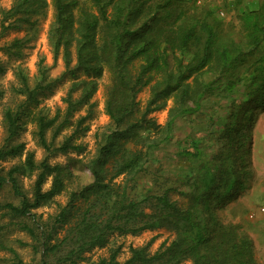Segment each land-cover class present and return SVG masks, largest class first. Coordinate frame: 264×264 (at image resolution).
Listing matches in <instances>:
<instances>
[{"label": "trees", "instance_id": "16d2710c", "mask_svg": "<svg viewBox=\"0 0 264 264\" xmlns=\"http://www.w3.org/2000/svg\"><path fill=\"white\" fill-rule=\"evenodd\" d=\"M52 1L55 21L50 41L55 54L62 51L71 77L82 74L89 79L76 81L64 99L65 110L52 115L39 108L45 92L53 88L48 69L40 68L35 85L22 71L17 74L19 85L13 91L21 100L3 111L7 137L0 147V193L9 188L18 203H0L2 217L8 219L0 224V251L10 253L13 264H28L9 244L7 233L13 229L32 239L31 244L18 241L33 251L29 264H81L87 253L107 246L115 234L166 229L173 239L165 240L156 253H150L149 245L132 247L130 258L120 262L119 247L97 264H182L186 260L260 264L254 241L241 225L222 222L219 212L239 197L252 175L247 171L252 145L247 131L264 109V0L257 9L240 10L238 43L225 35L220 19L225 18L224 11L220 18L210 5L192 14L183 9L177 12V5L189 0ZM46 7V0H16L11 9L1 10L2 36L15 28L5 24L10 19L16 18L19 25L31 24V18ZM72 47L77 59L73 68ZM7 50L20 56V41ZM5 72L0 63V75ZM106 72L111 83L105 112L112 127L103 135L96 156L85 163L76 159L51 163L58 154L85 151L78 140L89 130L90 101L98 89L97 80ZM243 85L242 101L232 98L235 106L216 135L219 150L204 157L203 141L190 136L189 147L180 149L177 157L190 167L197 162V169L179 177L155 174L153 187L145 186L142 172L152 152L171 139L176 122L202 113L213 98L234 96ZM145 88H150V98L142 107L137 99ZM2 95L0 90V99ZM170 100L168 122L161 128L151 114L166 109ZM83 107L89 108L87 115L74 120ZM29 124L35 125L34 137L46 157L37 162L30 152L24 161L6 169V162L24 155L26 145L15 140ZM69 128L72 133L57 145ZM84 167L90 172L88 183L79 174ZM24 177H35L29 190L22 184ZM50 180L51 186L45 189ZM63 193L68 194L66 205H59L46 220L37 215V210Z\"/></svg>", "mask_w": 264, "mask_h": 264}, {"label": "rangeland", "instance_id": "374dc122", "mask_svg": "<svg viewBox=\"0 0 264 264\" xmlns=\"http://www.w3.org/2000/svg\"><path fill=\"white\" fill-rule=\"evenodd\" d=\"M47 7L43 9L41 14L31 18V24H18L15 19H10L6 25L12 23L15 28L9 30L6 35L2 36L0 30V63L5 66L6 72L0 75V90L3 95L0 99V147L5 144L6 133L3 128V111L6 107L14 105L21 100L15 96L13 89L19 85L18 73H22L27 77L31 85H35L39 79V70L42 67L48 69V79L53 82L51 91L45 92V97L41 99L39 108H45L54 115L58 109L62 111L66 108L64 99L67 97L69 90L76 81L88 80L86 75H79L73 78L67 74V67L63 58V53L56 56L52 42L50 41V33L55 21V9L52 0H46ZM86 0H81L85 2ZM16 0H0V27L4 18L1 10H9L13 7ZM262 0H189L181 2L177 5V12L180 9L187 11L189 14L200 12L206 5H210L211 9L216 11L217 17L224 12L225 35L230 34V39L239 42L241 37L242 23L239 19L240 10L243 8L254 9L260 5ZM87 3V1H86ZM224 11V12H223ZM220 13V14H219ZM222 16V15H221ZM19 25V26H17ZM15 40L20 41V56H15L13 52L7 50L11 43ZM72 63L71 68L76 65V49L72 47ZM98 82V89L90 101L92 107L91 119L86 121L89 130L78 140V143L85 147L83 153H69L67 155L58 154L53 157L50 162L53 164H65L70 159L82 160L84 163L90 161L97 154L99 145L102 144L103 135L108 134L112 127V122L105 112L107 89L111 83V75L109 72L104 73ZM245 87L240 86L237 94L219 96L207 102L202 113L184 117L178 120L174 126L171 139L164 142L160 147L155 149L151 154V160L148 163L147 170L142 172V182L148 188H152L155 180L154 175L183 176V173L190 169H197V162H193L190 167L188 163L181 162L177 157L178 152L182 148H188L190 136L201 139L203 143L201 148L204 150V157H211L220 148L216 135L226 122L228 113L231 111L232 98L237 99L240 103L244 97ZM79 93L74 94V98H78ZM150 98V88H145L139 93L137 101L141 102L144 107ZM89 105V106H90ZM172 101L168 102V107L164 110L154 112L151 117L154 118L161 128H165L168 118L169 109ZM88 107H83L75 114L74 120L86 116ZM250 130L247 131L251 135V165L247 171H251V176L247 180V188L239 195V197L229 202L225 209L219 212V218L226 224L241 225V230L246 233L255 244L256 257L260 264H264V109L257 113L254 122L251 124ZM35 125L29 124L21 136L15 140V143H24L26 150L21 158L9 160L4 164L6 169L13 165L24 161L27 153L33 152L37 162H41L47 155L45 150L40 147L34 137ZM72 133L69 128L56 141L58 145L63 141L65 136ZM49 133V139L51 138ZM152 137H155L152 135ZM79 174L83 175L86 183L90 182V172L84 167ZM35 177H24L22 184L26 190L31 189ZM123 179V178H122ZM121 179V180H122ZM120 181V180H119ZM162 178L160 182H162ZM51 186V180L45 185V189ZM174 199H181L178 195H174ZM12 201L18 203L13 197L9 188H5L0 193V203ZM68 202V194L63 193L54 203L36 211L37 215H43L46 220L50 215H54L59 205H66ZM8 221L2 217L0 212V224ZM9 244L18 252L21 259L25 263H31L34 254L31 247H22L18 241L23 243H32L31 237L26 233L18 230L10 229L7 233ZM173 236L166 229H156L154 231H145L138 235H120L115 234L110 238L109 243L104 248H96L85 255V261L81 264H97L101 259L109 258L112 251L121 247L118 260L125 262L131 256V248H138L149 245L151 254L156 253L161 244L165 240L171 242ZM0 264H13V256L8 252L0 251ZM182 264H192L186 260Z\"/></svg>", "mask_w": 264, "mask_h": 264}, {"label": "built area", "instance_id": "2783aa9c", "mask_svg": "<svg viewBox=\"0 0 264 264\" xmlns=\"http://www.w3.org/2000/svg\"><path fill=\"white\" fill-rule=\"evenodd\" d=\"M221 15L223 16V13ZM262 212H264V209H262Z\"/></svg>", "mask_w": 264, "mask_h": 264}]
</instances>
